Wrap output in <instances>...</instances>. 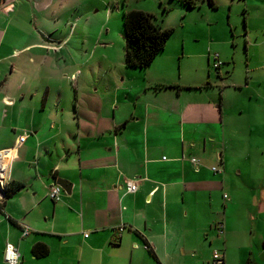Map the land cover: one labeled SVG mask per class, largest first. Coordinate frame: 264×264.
I'll list each match as a JSON object with an SVG mask.
<instances>
[{
    "label": "crops",
    "instance_id": "obj_1",
    "mask_svg": "<svg viewBox=\"0 0 264 264\" xmlns=\"http://www.w3.org/2000/svg\"><path fill=\"white\" fill-rule=\"evenodd\" d=\"M14 1L0 0L3 29L15 26L8 24L11 11L34 18L53 0ZM5 34L0 102L7 116L0 129L19 133L0 137V156L7 159L1 180L5 188L12 181L24 187L0 212V264L6 243L17 249L18 264H209L213 249L223 253L224 264H264L263 105H252L245 117L233 115L205 98L222 99L223 90L199 82L179 87L161 57L145 69L127 68L122 46L115 53L101 29L95 46L102 69L72 82V108L64 92L54 102L49 77L42 79L41 96L29 93L33 104L27 106L23 85L13 95L6 91L19 51ZM46 38L23 49L36 46L48 55L63 49L57 37ZM220 146V172L214 173V166H204L205 154ZM58 178L70 183V194L61 189L65 195L52 202L47 192ZM127 180L136 182L132 193L124 189ZM23 227L29 229L25 237ZM37 243L47 247L45 257L33 256Z\"/></svg>",
    "mask_w": 264,
    "mask_h": 264
},
{
    "label": "rangeland",
    "instance_id": "obj_2",
    "mask_svg": "<svg viewBox=\"0 0 264 264\" xmlns=\"http://www.w3.org/2000/svg\"><path fill=\"white\" fill-rule=\"evenodd\" d=\"M190 1L192 8L188 7ZM13 2L9 0L10 5H15ZM129 10L148 12L156 25L172 28L157 57L163 58L166 70L172 74L171 80L181 81L176 85L187 89L189 86L182 84L199 82L201 87L223 90L222 99L207 93L205 98L233 115L240 111L245 117L252 105L264 106V0H211V4L209 0H53L44 14L36 13L34 18L29 19L28 13L11 11L8 24L15 26L0 27V33L11 37L8 44L19 52L13 60L15 72L6 91L9 88L13 95L23 85L24 90H29L25 99L29 106L33 104L29 93L41 96L45 90L42 79L49 77L54 102L56 94L64 92V103L72 108V82L77 76L91 77V71L102 69L97 59L100 49L95 46L98 32L102 29L104 37L112 40L114 52L118 49L121 52L125 42L123 13ZM52 28L58 31L52 32ZM46 33L51 39L61 40L57 45L64 44L60 52L48 55L45 49L36 46L23 49L42 40V36L48 37ZM214 55L219 62L217 69L212 67ZM86 87L93 91L91 82L87 81ZM4 114L7 116L0 102V121ZM14 124L19 126V122ZM0 133L2 139L9 140L11 133L17 134L19 130L9 132L1 128ZM243 136L247 138L246 134ZM223 150L220 146L217 153L214 149L207 152L204 166L218 168L216 155H222ZM60 195L63 197L65 193L61 190Z\"/></svg>",
    "mask_w": 264,
    "mask_h": 264
},
{
    "label": "trees",
    "instance_id": "obj_3",
    "mask_svg": "<svg viewBox=\"0 0 264 264\" xmlns=\"http://www.w3.org/2000/svg\"><path fill=\"white\" fill-rule=\"evenodd\" d=\"M192 1L188 7L192 8ZM211 4V0H209ZM124 47L123 63L127 68L145 69L155 57L164 49L167 39L172 33V28H162L153 21V16L141 10H129L123 13ZM177 88V86H165ZM24 185L20 182H10L3 191L0 200V212L3 210L4 202L15 193L20 191ZM10 221V220H9ZM11 222V221H10ZM35 258H42L48 254L45 245L37 243L32 248Z\"/></svg>",
    "mask_w": 264,
    "mask_h": 264
},
{
    "label": "built area",
    "instance_id": "obj_4",
    "mask_svg": "<svg viewBox=\"0 0 264 264\" xmlns=\"http://www.w3.org/2000/svg\"><path fill=\"white\" fill-rule=\"evenodd\" d=\"M213 64L212 67L214 69H217L219 67V62L217 61V56L214 55L211 57ZM24 136L19 137V142L24 141ZM164 159V158H162ZM190 162L194 165L197 166L198 160L196 158H191ZM212 172H220L218 168L216 167H211ZM5 189V186L0 182V200L3 198V191ZM124 189L126 193H132L136 190V182L134 180H127L124 185ZM60 193H61V188L53 184L48 188L47 192V197L52 201V202H58L60 200ZM223 198L226 199L227 195H223ZM217 234L221 235L224 233V223L218 222L215 226ZM124 229V226H119L116 231L118 233L122 232ZM29 229L27 227L22 228L21 236L25 237L28 235ZM84 237H87V234L84 235ZM150 247L145 245L144 249L148 250ZM3 261L5 264H18L19 261V253L15 246L11 243H6L4 246L3 250ZM209 264H224V255L223 253L218 250V249H213L211 252V257L209 260Z\"/></svg>",
    "mask_w": 264,
    "mask_h": 264
},
{
    "label": "water",
    "instance_id": "obj_5",
    "mask_svg": "<svg viewBox=\"0 0 264 264\" xmlns=\"http://www.w3.org/2000/svg\"><path fill=\"white\" fill-rule=\"evenodd\" d=\"M55 184L58 185L66 194H70L71 185L68 181L58 178L55 180Z\"/></svg>",
    "mask_w": 264,
    "mask_h": 264
},
{
    "label": "bare ground",
    "instance_id": "obj_6",
    "mask_svg": "<svg viewBox=\"0 0 264 264\" xmlns=\"http://www.w3.org/2000/svg\"><path fill=\"white\" fill-rule=\"evenodd\" d=\"M8 152H5L3 154H7ZM1 155V154H0ZM7 167V159L6 158H2L0 156V182L3 184V181L1 179H3L4 175L3 172L5 171Z\"/></svg>",
    "mask_w": 264,
    "mask_h": 264
}]
</instances>
